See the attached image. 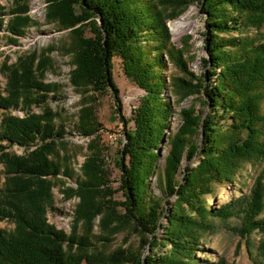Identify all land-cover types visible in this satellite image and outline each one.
<instances>
[{"label":"trees","instance_id":"trees-1","mask_svg":"<svg viewBox=\"0 0 264 264\" xmlns=\"http://www.w3.org/2000/svg\"><path fill=\"white\" fill-rule=\"evenodd\" d=\"M47 3V19L70 29L65 50L72 55L69 79L78 92L110 90L121 111L120 89L113 76L115 56L122 58L127 77L144 90L133 111L134 128L124 119L127 141L116 162L122 172L125 212L117 215L103 189L96 148L84 162L82 175L56 157L59 142L70 132L56 122L57 113L47 109L24 117L4 115L0 119V160L6 180L0 187V219H10L16 226L0 228V264H208L196 256L202 237L215 230L216 218L225 221L233 216L240 219L242 237L261 232L258 250L260 264H264V171L249 195L220 208L208 205L217 187L235 181L247 163L264 162V0ZM194 3L205 15L202 35L207 56L201 59L200 74L189 68L187 38L178 47L168 26L170 19ZM28 8L20 3L13 9L9 29L16 36L33 22ZM86 27L93 36L85 35ZM49 62L48 57L39 59L32 54L16 64H5L2 72L7 87L5 95L0 92V109L19 107L22 101L28 109L32 104H45L50 93L58 90L42 78ZM169 62L181 74L173 75L171 81ZM170 89L182 99L196 95L198 103L180 111L182 123L170 134L165 166L159 169V148L174 111L166 96ZM98 126L93 107L86 104L73 131L88 137ZM14 145L34 148L27 155H16L10 152ZM194 157L198 165H186L179 178L184 159ZM154 172L162 196L150 188L149 177ZM60 174L76 180L77 186L65 192L80 198L76 220L86 225L82 235L67 234L47 219V209L53 208L51 178ZM171 196L176 200L165 215V203H170ZM102 213L109 232L106 237H95L93 223ZM116 221L115 228L129 227L138 241L112 250L99 248L92 239L110 242ZM168 245L169 250L155 252Z\"/></svg>","mask_w":264,"mask_h":264},{"label":"rangeland","instance_id":"rangeland-1","mask_svg":"<svg viewBox=\"0 0 264 264\" xmlns=\"http://www.w3.org/2000/svg\"><path fill=\"white\" fill-rule=\"evenodd\" d=\"M28 5L27 14L32 19L24 30L22 35H14L9 24L14 17L13 9L18 4ZM47 0H0V92L6 94L7 77L2 72L5 64H16L21 57L27 58L32 54L39 59L49 58L48 69L42 78L47 83H54L58 90L50 93L45 104H32L28 109L25 102L19 107L9 110L0 109V119L7 114L24 117L28 112L42 114L45 110L51 109L57 113L56 122L65 124L66 130L70 131L65 138L58 144L56 157L64 163L70 165L77 173L82 175V166L87 157L92 154V149L96 148L99 152V164L104 175L103 189L109 193L108 198L114 205L117 215L122 216L125 212L124 202L126 201L122 189V172L116 164L119 157V149L127 141L125 136L124 119L128 121V127L134 128L135 124L132 120L134 109L138 106L140 98L144 94V90L140 88L132 79L127 77L124 72L123 61L119 56L113 59V76L116 84L120 89V97L122 103L121 111L115 102L113 94L110 90L103 93H80L72 85L69 76L72 69V55L67 54L65 47L69 41V30L63 29L58 23L50 22L47 19ZM182 19L188 20V24L182 30H177V24ZM205 25V15L201 12L199 4L190 5L178 17L170 19L168 26L171 30L173 41L178 47L183 46V39L187 38L188 45L186 57L189 60V68L200 74L202 71L201 59L207 56L204 49L203 31ZM86 36H93L90 27H86ZM170 63V62H169ZM168 80L171 81L173 75H181L179 71L169 64ZM166 96L171 99L174 107L171 116V125L166 130L163 142L159 148L160 159L157 168L162 169L165 166V158L169 150L170 134L178 129L181 125L180 111L184 107H190L192 104L198 103L197 96H187L181 98V95L175 94L172 89L166 91ZM93 107V117L99 123V130L91 135L84 136L73 131L75 124L80 119V114L85 105ZM197 107H200L199 104ZM31 109V110H30ZM34 148V147H33ZM33 148L26 149L19 145L10 148V152L16 155H27ZM55 156V155H54ZM198 158L191 161L184 159L182 171L179 178L183 177V169L186 165L191 167L197 166ZM4 165L0 160V187H3L6 180L4 173ZM264 171V162L256 164L247 163L238 173L235 181L220 184L216 193L208 198V205L212 208H220L225 204L236 200L242 196L249 195L256 184L257 179ZM54 182L52 188L53 208L47 209V219L50 224L67 234L78 233L84 234L86 225L82 221L76 220V210L80 203L78 196H67L68 187H76V180L70 179L63 174L57 178H51ZM264 182V180H263ZM150 188L159 196L162 192L158 188L159 179L157 173H153L149 177ZM170 203L166 202L167 215L174 205L176 196L168 198ZM106 213V212H105ZM102 213L95 219L93 223L92 235L95 237H106L109 228L104 221L106 214ZM163 217V222L166 221ZM118 221L112 226L117 227ZM216 228L214 231L207 232L202 237L196 256L208 264H260L261 257L258 245L262 234L259 230L253 231L248 238L242 237L240 232V219L231 217L222 221L215 219ZM16 224L10 219H0V228L13 230ZM111 228V229H114ZM163 228L158 229V234L162 236ZM110 242L105 244L103 241L92 240L99 246L107 250L115 249L119 246H127L138 241V236L131 233V229L127 226L115 228L113 233L109 234ZM170 246H159L155 252L169 250ZM73 251H76L75 249ZM151 251L148 250L147 253ZM163 253V252H162ZM83 264H89L84 262ZM200 264H206L200 262Z\"/></svg>","mask_w":264,"mask_h":264},{"label":"bare ground","instance_id":"bare-ground-1","mask_svg":"<svg viewBox=\"0 0 264 264\" xmlns=\"http://www.w3.org/2000/svg\"><path fill=\"white\" fill-rule=\"evenodd\" d=\"M188 20H185V19H182V21H180L177 26H176V29L177 30H182L183 28H185L188 24L187 22Z\"/></svg>","mask_w":264,"mask_h":264}]
</instances>
